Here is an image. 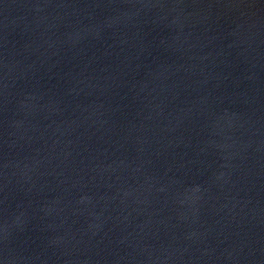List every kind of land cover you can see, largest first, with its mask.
<instances>
[{"label":"water","instance_id":"water-1","mask_svg":"<svg viewBox=\"0 0 264 264\" xmlns=\"http://www.w3.org/2000/svg\"><path fill=\"white\" fill-rule=\"evenodd\" d=\"M0 264H264V0H0Z\"/></svg>","mask_w":264,"mask_h":264}]
</instances>
